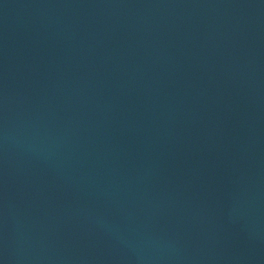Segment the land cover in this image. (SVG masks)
I'll list each match as a JSON object with an SVG mask.
<instances>
[{
  "label": "water",
  "instance_id": "95a60500",
  "mask_svg": "<svg viewBox=\"0 0 264 264\" xmlns=\"http://www.w3.org/2000/svg\"><path fill=\"white\" fill-rule=\"evenodd\" d=\"M0 264H264V0H0Z\"/></svg>",
  "mask_w": 264,
  "mask_h": 264
}]
</instances>
